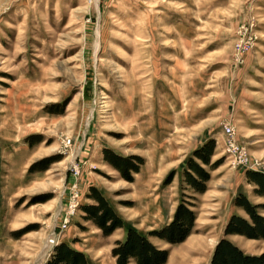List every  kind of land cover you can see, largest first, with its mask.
<instances>
[{"label": "rangeland", "instance_id": "rangeland-1", "mask_svg": "<svg viewBox=\"0 0 264 264\" xmlns=\"http://www.w3.org/2000/svg\"><path fill=\"white\" fill-rule=\"evenodd\" d=\"M209 139L196 193L185 172ZM105 148L142 157L133 181ZM248 170L264 172V0H0V264H33L42 245L48 259L54 233L115 264L128 227L149 234L182 201L197 213L188 238H150L166 264H209L230 216H247L235 197L264 202ZM92 185L124 220L109 236L83 218ZM229 238L264 252V239Z\"/></svg>", "mask_w": 264, "mask_h": 264}, {"label": "trees", "instance_id": "trees-1", "mask_svg": "<svg viewBox=\"0 0 264 264\" xmlns=\"http://www.w3.org/2000/svg\"><path fill=\"white\" fill-rule=\"evenodd\" d=\"M215 140H207L194 151L185 172V180L196 193H204L211 178L210 171L200 162L211 165ZM105 159L129 181L134 180L133 172H138L144 160L138 155L124 156L111 148L103 150ZM219 164V161L213 163ZM247 178L254 183V193L264 196V172L248 170ZM87 197L94 203L80 205L85 221H91L105 236H109L125 226L123 218L100 191L98 187H89ZM235 205L242 208L247 216L233 213L228 219L224 236L214 247L209 264H264V252L259 254L246 252L232 241L230 235H241L249 239H264V202L254 203L245 193L235 197ZM192 202L182 201L178 204L172 220L159 229L144 234L135 227H128L123 239H118L112 248L116 264H166L169 258L167 248L156 245L151 236L171 244L184 242L192 233L197 213ZM44 264H93L86 253L66 242H59L52 250Z\"/></svg>", "mask_w": 264, "mask_h": 264}, {"label": "built area", "instance_id": "built-area-1", "mask_svg": "<svg viewBox=\"0 0 264 264\" xmlns=\"http://www.w3.org/2000/svg\"><path fill=\"white\" fill-rule=\"evenodd\" d=\"M225 132L227 136V149L232 153V156L235 158V161H240L248 165L249 157L246 152L240 149V145L237 141L236 137V131L234 125L228 124L225 126ZM252 168V167H249ZM254 169V168H253ZM81 170L78 164H76L73 167V174L74 176H78L80 174ZM78 193H75V196H77ZM53 239L51 240V243L48 244L51 246V249H49L50 252H52L54 246L59 243L58 241V235L56 236V233L53 235ZM50 240V238H49Z\"/></svg>", "mask_w": 264, "mask_h": 264}, {"label": "crops", "instance_id": "crops-1", "mask_svg": "<svg viewBox=\"0 0 264 264\" xmlns=\"http://www.w3.org/2000/svg\"><path fill=\"white\" fill-rule=\"evenodd\" d=\"M206 192H204V193H202V194H205ZM63 242H66V243H68V244H70L68 241H66V240H63ZM42 249L40 250V254L38 255V257L35 259V261L33 262V264H44L45 263V261L47 260V258H45V259H43L45 256H44V254H45V251H46V249H45V247L42 245V247H41ZM79 250H81V249H79ZM83 251V250H82ZM47 253V252H46ZM93 264H96V262H92ZM115 264H116V259H115Z\"/></svg>", "mask_w": 264, "mask_h": 264}, {"label": "bare ground", "instance_id": "bare-ground-1", "mask_svg": "<svg viewBox=\"0 0 264 264\" xmlns=\"http://www.w3.org/2000/svg\"><path fill=\"white\" fill-rule=\"evenodd\" d=\"M53 238H51L50 240H49V244L51 243V240H52Z\"/></svg>", "mask_w": 264, "mask_h": 264}, {"label": "water", "instance_id": "water-1", "mask_svg": "<svg viewBox=\"0 0 264 264\" xmlns=\"http://www.w3.org/2000/svg\"><path fill=\"white\" fill-rule=\"evenodd\" d=\"M49 249H51V246H49Z\"/></svg>", "mask_w": 264, "mask_h": 264}]
</instances>
